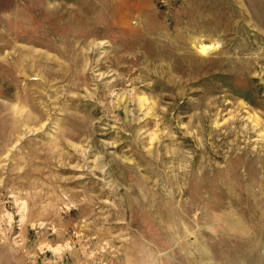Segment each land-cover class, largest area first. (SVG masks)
<instances>
[{
  "label": "rangeland",
  "instance_id": "obj_1",
  "mask_svg": "<svg viewBox=\"0 0 264 264\" xmlns=\"http://www.w3.org/2000/svg\"><path fill=\"white\" fill-rule=\"evenodd\" d=\"M0 264H264V0H0Z\"/></svg>",
  "mask_w": 264,
  "mask_h": 264
}]
</instances>
